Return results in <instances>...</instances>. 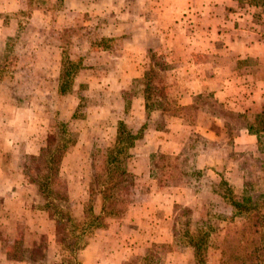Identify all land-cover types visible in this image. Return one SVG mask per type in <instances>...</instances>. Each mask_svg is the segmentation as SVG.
<instances>
[{
	"label": "rangeland",
	"instance_id": "374dc122",
	"mask_svg": "<svg viewBox=\"0 0 264 264\" xmlns=\"http://www.w3.org/2000/svg\"><path fill=\"white\" fill-rule=\"evenodd\" d=\"M167 1L0 0V264H197L198 231L204 264H223L229 200L264 159L246 131L264 111V62L247 64L254 93L189 100L190 19L164 14ZM200 3L215 27L242 14L264 44V7ZM47 135L64 146L55 207L30 182Z\"/></svg>",
	"mask_w": 264,
	"mask_h": 264
},
{
	"label": "crops",
	"instance_id": "0c3cea01",
	"mask_svg": "<svg viewBox=\"0 0 264 264\" xmlns=\"http://www.w3.org/2000/svg\"><path fill=\"white\" fill-rule=\"evenodd\" d=\"M196 2L197 0H168L164 7H161L164 14L171 15L177 21L190 19L188 22L191 24L186 25L190 29V42L188 43H190L189 54L191 56L187 60L191 62L186 73L189 79V85H186L189 100L200 94H212L220 103L228 95H237L239 90L246 94L254 93L257 79L256 69L253 66L248 67L247 64L264 62V57L258 55V51H261L264 46L263 41L258 40L261 35L246 33L240 28L243 20L242 14L232 19L231 22L226 20L224 15L218 27H215L212 24V4L208 5L209 7L206 4L201 7V3L196 4ZM201 15L206 16L201 20ZM201 21L205 24L200 23ZM250 36H254V39ZM160 40L161 43L169 42V40L166 41L165 35L160 37ZM224 55H228L231 61L229 68L217 65L219 61L226 62ZM245 80L248 82L243 84ZM240 82L241 85L238 88L237 83Z\"/></svg>",
	"mask_w": 264,
	"mask_h": 264
},
{
	"label": "trees",
	"instance_id": "16d2710c",
	"mask_svg": "<svg viewBox=\"0 0 264 264\" xmlns=\"http://www.w3.org/2000/svg\"><path fill=\"white\" fill-rule=\"evenodd\" d=\"M61 1V0H56ZM246 5L253 7H264V0H238ZM149 84H146L144 93L145 99L148 98ZM246 131L256 137L257 150L264 155V111L255 115L252 123L246 126ZM53 135H47L45 145L40 148L36 156H30L29 160L34 163L42 161L41 168L38 166L33 179L38 193L46 201L47 205L55 207L50 201V182L57 176L58 164L61 160L64 146L56 145ZM166 159L164 155H152L153 159ZM264 159L259 163V172L246 173L243 183L242 196L240 200H229L234 215L230 218L221 237L216 239L214 244L220 252L223 264H264ZM153 168H160L153 163ZM154 172L150 171V176L155 178ZM259 173V174H258ZM248 179V180H247ZM238 218L239 221L233 222ZM59 224V222H56ZM59 229V225H56ZM208 235L197 232L192 237L187 238L193 257L197 264H204L203 248L207 246ZM163 253L170 251V246L166 244L158 245ZM152 247H156L155 245ZM151 247V248H152ZM150 260V259H149Z\"/></svg>",
	"mask_w": 264,
	"mask_h": 264
}]
</instances>
